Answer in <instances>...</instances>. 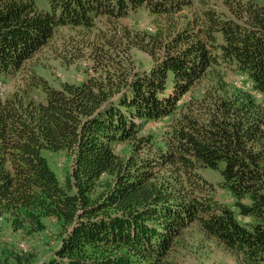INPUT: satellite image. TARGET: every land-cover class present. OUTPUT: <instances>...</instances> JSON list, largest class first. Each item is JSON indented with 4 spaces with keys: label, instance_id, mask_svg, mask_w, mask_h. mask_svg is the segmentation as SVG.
I'll use <instances>...</instances> for the list:
<instances>
[{
    "label": "trees",
    "instance_id": "16d2710c",
    "mask_svg": "<svg viewBox=\"0 0 264 264\" xmlns=\"http://www.w3.org/2000/svg\"><path fill=\"white\" fill-rule=\"evenodd\" d=\"M45 1L0 0V83L21 75L0 91V218L28 233L57 221L39 264H178L193 226L238 264H264V4ZM141 10L154 29L125 22ZM45 49L85 77L51 83L29 67Z\"/></svg>",
    "mask_w": 264,
    "mask_h": 264
},
{
    "label": "rangeland",
    "instance_id": "374dc122",
    "mask_svg": "<svg viewBox=\"0 0 264 264\" xmlns=\"http://www.w3.org/2000/svg\"><path fill=\"white\" fill-rule=\"evenodd\" d=\"M257 1L259 4H264V0ZM36 2L39 8L48 9L45 0H36ZM153 19L146 11L141 10L132 14L125 22L130 26L149 30L150 28L154 29ZM136 61L142 64V67L150 64L149 58L141 53L136 54ZM29 64L30 68H34L35 71L54 85L64 82H80L85 77L81 64L65 65L55 53L48 49L40 52ZM19 76L21 75H9L8 78L3 79L6 84V86H3V88L5 87L3 93L11 91L18 84L20 81ZM233 76H238L234 78V81L239 83V86L244 84L242 81L245 82V78L240 77L241 75L234 74ZM0 91L3 90L0 89ZM161 123H166V121H162L154 125V127L157 129ZM47 159L54 172L64 182L69 165L67 155L65 153L49 154ZM202 175L216 185L218 188L217 195L220 200L230 202L231 196L218 186L220 175L217 171L204 169ZM44 223L45 228L43 230L28 233L23 231L14 232L4 219L0 220V264H19L17 263V256H22V260H31L32 264H39L49 258L59 244L60 227L53 218H46ZM187 232L189 234L185 236V244L183 245L182 243L183 246L181 245L182 247L178 248V251L173 255L178 264H238L237 259L222 247L204 239L195 226L191 227ZM21 242L27 244V253H23L20 250L19 244Z\"/></svg>",
    "mask_w": 264,
    "mask_h": 264
},
{
    "label": "built area",
    "instance_id": "2783aa9c",
    "mask_svg": "<svg viewBox=\"0 0 264 264\" xmlns=\"http://www.w3.org/2000/svg\"><path fill=\"white\" fill-rule=\"evenodd\" d=\"M0 89L4 90L3 88V85H1L0 83ZM0 220L2 221V219L0 218ZM19 247H20V250L23 252V253H27L28 252V246L25 242H21L19 244Z\"/></svg>",
    "mask_w": 264,
    "mask_h": 264
}]
</instances>
